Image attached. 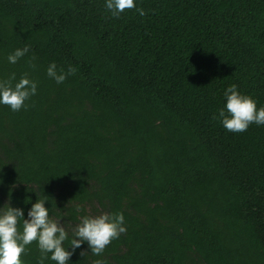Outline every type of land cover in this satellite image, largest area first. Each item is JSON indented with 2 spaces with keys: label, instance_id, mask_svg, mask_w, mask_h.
<instances>
[{
  "label": "trees",
  "instance_id": "obj_1",
  "mask_svg": "<svg viewBox=\"0 0 264 264\" xmlns=\"http://www.w3.org/2000/svg\"><path fill=\"white\" fill-rule=\"evenodd\" d=\"M136 3L143 17L0 0V80L37 84L19 111L0 105V204L27 218L24 199L46 195L69 234L82 215L123 213L107 264H264V126L213 118L229 84L264 105V0ZM52 61L75 74L55 83ZM40 256L33 242L20 259ZM99 258L83 244L69 264Z\"/></svg>",
  "mask_w": 264,
  "mask_h": 264
},
{
  "label": "clouds",
  "instance_id": "obj_2",
  "mask_svg": "<svg viewBox=\"0 0 264 264\" xmlns=\"http://www.w3.org/2000/svg\"><path fill=\"white\" fill-rule=\"evenodd\" d=\"M104 8L117 18L126 9H135L141 17L145 15V10L137 6L136 0H104ZM28 52L27 46L18 47L7 55V61L15 64ZM75 72L72 66H68L67 70H58L54 61L49 62L46 68L47 76L57 84H62ZM36 91V82L26 74L18 80L12 74L7 80H0V105L19 111ZM222 100L223 106L217 109L213 118L219 120L228 132L243 133L251 124L264 126V105L258 106L257 101L240 91L236 84H229L223 89ZM0 183H3L2 177ZM35 197L34 201L28 197L23 201L24 204H30L27 218L24 209L12 206L10 200L0 204V264H22L20 257L33 242L41 254L37 264H43L45 258L55 264H69L73 253L83 244L94 256L100 257L93 264H107L102 257L106 246L127 230L123 213L82 215L69 234L66 221L62 220L63 215L58 214L55 218L50 216V206H45L46 202L49 203L47 196L41 194L38 198L35 193ZM65 241H68L67 246Z\"/></svg>",
  "mask_w": 264,
  "mask_h": 264
}]
</instances>
